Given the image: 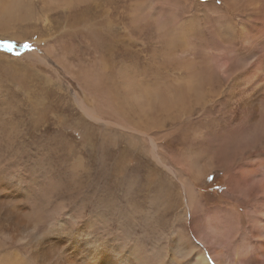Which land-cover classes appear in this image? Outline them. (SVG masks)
<instances>
[{
    "label": "rangeland",
    "instance_id": "374dc122",
    "mask_svg": "<svg viewBox=\"0 0 264 264\" xmlns=\"http://www.w3.org/2000/svg\"><path fill=\"white\" fill-rule=\"evenodd\" d=\"M224 1L97 0V7L85 3L67 11L47 12L37 0H30V5L19 8L16 21L4 25V17L0 18V177H18L20 185L29 188L25 203L31 206L41 231L62 221L67 223L69 234L89 225L93 235L116 239L124 248L139 245L150 264H190L199 250H204L209 264H220L219 258L200 246H195L189 257H177L171 263L168 259L167 243L175 231L189 228L202 233L212 229L208 239L215 240L213 246L223 251L225 264L238 260L264 264V258L257 256L259 241L255 235L256 223L264 220V215L253 213L261 202L255 201L245 187L220 182L221 170L206 174L204 164L208 160L203 155L211 150L197 146L192 127H180L174 118L173 125H165L164 141L158 130L152 132L157 143H164L162 157L171 173L151 158L145 139L115 126L122 118L125 100L136 113L123 111L129 114L128 120H143L145 107L137 97L142 96V87L154 89L158 46L148 14L159 13L177 28L183 25L200 32L209 20L203 16L212 6L222 7ZM191 2H209V9ZM231 4L229 7L235 6ZM44 15L47 22L42 20ZM202 41L200 47L204 48ZM213 52L220 54L216 49ZM182 54L180 50L174 53L176 63L169 65L168 76L178 71ZM104 62L108 69L102 75L99 63ZM121 69L125 71L121 73ZM112 88L117 90L116 102L109 97ZM132 93L135 98H131ZM82 99L91 102L101 118L111 124L102 125L83 114L76 105ZM156 110V103L151 102L146 117L152 119ZM10 112L16 119L14 134L6 129L3 133L1 125ZM262 142L264 139L253 150L245 149L241 160L228 163L233 167L232 177L236 176L234 170L264 159ZM241 147L232 150L237 153ZM181 182L188 192L183 191ZM187 197L194 208L184 211Z\"/></svg>",
    "mask_w": 264,
    "mask_h": 264
},
{
    "label": "bare ground",
    "instance_id": "6f19581e",
    "mask_svg": "<svg viewBox=\"0 0 264 264\" xmlns=\"http://www.w3.org/2000/svg\"><path fill=\"white\" fill-rule=\"evenodd\" d=\"M37 1L41 9H45L47 12H55L59 9L67 11L77 8L79 5H85V3L93 4L95 7L98 4L97 0ZM211 1L215 0H210V3ZM230 1L231 5H235L234 7H229ZM30 3V0H0V18L4 17V25L8 21H16L19 8L24 7V4L30 5ZM208 3L201 5L191 2V5L202 8V6L210 5ZM224 4H221L222 7H217L214 4L215 6L210 9L208 6L210 13L203 17L209 19L208 22L214 21L215 23H211L210 26L206 22L204 30L201 29L200 32H197L194 27L189 29L188 26L183 25L177 28L159 13L148 14L155 28L157 43L155 46H158L155 50L157 60L155 66L152 65L155 67V72L151 71L154 72V89L151 91L147 87H142L143 94L137 97L145 107L142 109L145 113L143 120L138 119L137 122L128 120L129 114L123 111L136 114L130 107L129 101L125 100L126 105H123L127 110L115 103L114 106L118 110L121 108L122 112L120 114L122 118L120 121H116L115 126L123 131L136 133L145 139L151 158L173 173L165 165L162 157L164 143H157L156 136L152 132L158 130L159 138L164 141L167 137L165 125L169 123L173 125L174 118H178L177 122L179 126L181 125L180 127L193 128L192 138L197 146L200 148L203 146L202 150L206 147L211 150L207 155V152L202 154L208 160L204 164L206 165L204 166L206 174L213 170L216 171V169L221 170L223 174L220 182L245 187L250 196L256 199L255 201L261 202V205L259 207L257 205L253 213L264 215V159L252 161L253 164L248 165L249 168L234 170L233 173H236L234 177L231 175L233 167L228 164L238 159L241 160L245 149L253 150L254 146L264 139V0H225ZM42 20L47 22L48 16L44 15ZM126 34L124 31V36ZM201 38L204 39L205 43L202 42L206 45L204 48L200 47ZM214 49L220 54H214ZM179 50L183 53L181 57H178L181 66L179 65L177 72H172L168 76L167 69L171 67L169 65H175L176 60L173 56ZM145 59L147 60V58ZM107 69L106 62L99 63L102 75H105ZM124 71L123 69L120 72ZM112 90L114 92L109 93V97L114 100L111 101L116 102L117 90L113 88ZM135 96L132 93L131 98H135ZM151 102L156 103L157 110L153 112L152 119H148L146 113L151 107ZM76 105L92 121L107 126L111 124V122L103 120L93 108L92 103L86 99L76 101ZM116 115L118 116V114ZM7 116L1 125L4 128L3 133L9 131L10 134L15 129L16 119L12 113ZM262 143L264 144V142ZM238 146H242L241 150L234 153L232 149ZM186 167L188 168L190 165L187 163ZM181 185L183 191L188 192L187 186L182 182ZM252 188H257V190H251ZM29 195V188L20 185L18 177L10 180L0 177V264H150L148 255L140 251L139 245H129L124 248V245L116 242V239H103L93 235L89 225L84 226L76 233L69 234L66 232L67 223L62 221L49 230L46 229V232L41 231L40 225H38L40 223H38L36 215L32 214L31 206L25 203ZM184 203V211L194 208L190 197H187ZM197 214H199L198 211ZM193 218V222L196 223L194 216ZM250 221L252 222V220ZM201 223H203L202 220ZM256 224L255 235L259 241V255L257 256L264 258V220L257 221ZM176 232L167 243L171 255L170 258L168 257L170 263L177 257H189L192 250L196 248L195 246H200L210 250L215 258H219L220 264H225V261L222 260L223 251L213 246L215 240L208 239L207 235L213 234L212 229H207L202 233H194L189 228L187 231ZM192 235H194V239ZM216 238L214 237V239ZM217 243L216 246H218ZM23 254L26 256L22 257ZM206 257L204 250H199L194 259H191L190 264H209V258ZM240 261L238 260L236 264H248ZM159 264H163V262L159 261Z\"/></svg>",
    "mask_w": 264,
    "mask_h": 264
}]
</instances>
